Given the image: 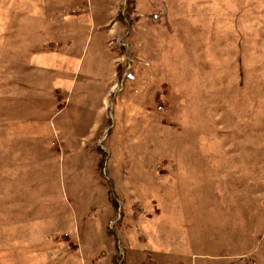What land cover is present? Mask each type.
<instances>
[{
  "label": "rangeland",
  "instance_id": "obj_1",
  "mask_svg": "<svg viewBox=\"0 0 264 264\" xmlns=\"http://www.w3.org/2000/svg\"><path fill=\"white\" fill-rule=\"evenodd\" d=\"M0 264H264V0H0Z\"/></svg>",
  "mask_w": 264,
  "mask_h": 264
}]
</instances>
